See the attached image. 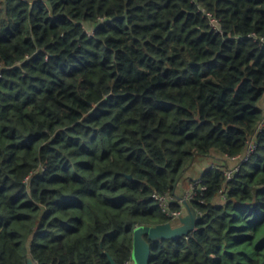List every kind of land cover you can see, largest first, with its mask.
<instances>
[{
  "label": "trees",
  "instance_id": "1",
  "mask_svg": "<svg viewBox=\"0 0 264 264\" xmlns=\"http://www.w3.org/2000/svg\"><path fill=\"white\" fill-rule=\"evenodd\" d=\"M199 157L149 264H264V0H0V264H123Z\"/></svg>",
  "mask_w": 264,
  "mask_h": 264
},
{
  "label": "water",
  "instance_id": "2",
  "mask_svg": "<svg viewBox=\"0 0 264 264\" xmlns=\"http://www.w3.org/2000/svg\"><path fill=\"white\" fill-rule=\"evenodd\" d=\"M184 205L186 213L179 219L178 225H174L170 221H167L155 225H138L134 228L131 251L133 264H149L151 250L146 236L151 240L173 239L187 236L194 230L198 220L197 211L187 201H184ZM110 260L112 264H115L111 257ZM26 264L37 263L32 259V257L28 256Z\"/></svg>",
  "mask_w": 264,
  "mask_h": 264
},
{
  "label": "built area",
  "instance_id": "3",
  "mask_svg": "<svg viewBox=\"0 0 264 264\" xmlns=\"http://www.w3.org/2000/svg\"><path fill=\"white\" fill-rule=\"evenodd\" d=\"M255 146H256L255 143L253 141H250L246 153L242 156L238 155L232 159L239 157L241 161L246 160L254 150ZM238 168H239V163H235V165L224 169V174L226 176L227 181L233 178L234 174L238 171ZM204 189L205 186L202 184V179L198 178L196 180L194 179V181H191L187 189L181 194L166 193L163 195L153 194V196L157 200L162 212H164L168 216L169 221L174 225H178L179 219L186 213L184 201L189 202L191 199H193L196 196V194L202 193ZM219 194L221 197L223 198L225 197L224 188L219 190ZM172 203L178 204L179 208H171L170 205ZM123 264H133V261L132 259H128L125 260Z\"/></svg>",
  "mask_w": 264,
  "mask_h": 264
},
{
  "label": "crops",
  "instance_id": "4",
  "mask_svg": "<svg viewBox=\"0 0 264 264\" xmlns=\"http://www.w3.org/2000/svg\"><path fill=\"white\" fill-rule=\"evenodd\" d=\"M202 158V159H201ZM200 159H201V161H200ZM210 159L212 160V159H214V160H216L215 158H211V157H199V158H197L196 159V161L192 164V167H191V169H193V172L194 173H192V176L194 177V176H198V175H200L199 173H201V171L203 170V169H205V168H207V167H211L212 166V163L210 164ZM234 160L235 159H231V163L230 164H233L234 163ZM198 161L201 163L202 161H203V163L201 164V165H199L200 163H198ZM187 189V186H185V185H182V186H180V188H179V192L177 191V193H179V194H181V193H183L185 190Z\"/></svg>",
  "mask_w": 264,
  "mask_h": 264
},
{
  "label": "rangeland",
  "instance_id": "5",
  "mask_svg": "<svg viewBox=\"0 0 264 264\" xmlns=\"http://www.w3.org/2000/svg\"><path fill=\"white\" fill-rule=\"evenodd\" d=\"M202 159V158H201ZM201 159H200V161H201ZM198 163H200L199 161H198ZM203 163V161L199 164V165H201ZM212 163V165L213 164H217L216 162H215V160L214 159H210V164ZM231 163V162H230ZM231 166H232V164H230ZM192 167V166H191ZM191 167L190 168H188V169H191ZM187 171V170H186ZM191 172H193V169H191ZM194 173V172H193ZM201 174V173H200ZM186 175H188L187 173H186ZM184 178L181 180V183L179 184V186H182V185H185V186H189V184L191 183V181H194V179L196 180V179H198V178H201V175H198V176H195V178L193 179V180H188L186 177H185V175L183 176ZM179 194V193H178Z\"/></svg>",
  "mask_w": 264,
  "mask_h": 264
}]
</instances>
